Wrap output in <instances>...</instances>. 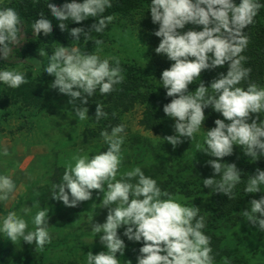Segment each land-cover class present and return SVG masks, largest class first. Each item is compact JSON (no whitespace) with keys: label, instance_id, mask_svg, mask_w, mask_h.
I'll return each mask as SVG.
<instances>
[{"label":"clouds","instance_id":"obj_1","mask_svg":"<svg viewBox=\"0 0 264 264\" xmlns=\"http://www.w3.org/2000/svg\"><path fill=\"white\" fill-rule=\"evenodd\" d=\"M47 6L52 16L60 21L56 25L62 31L68 29L64 21L80 24L90 17H99L94 19L91 29L103 33L114 19L102 15L112 7V0H71L61 6L47 0ZM261 7L264 4L260 0H239L238 4L235 0H150L149 3L152 23L159 26L154 32L160 38L155 51L173 62L162 72L160 81H155L171 98L170 103L163 106V112L175 121V135L156 138L173 147L180 144L182 138L192 141L206 120L205 109L211 107L220 114L223 119H216L215 127L203 131L205 139L197 148L215 158L207 161L213 169V178L204 179V187L228 198L242 182V173L236 164L222 163L223 158L231 156L234 147H240L252 162L264 157V121L258 115L253 117V114L264 112V87L255 83H249L246 88L238 86L251 73V69L244 66L247 58L242 55L248 45L245 29L254 23ZM187 25L194 27L185 31ZM21 26L22 18L14 8L0 7V61H6L14 47L20 44ZM200 26L202 30H195ZM32 29L36 37L41 33L48 36L53 31V23L41 13ZM82 34L85 40L90 36L80 27L70 31L75 41H79ZM95 44L91 53L59 44L50 56L45 48L39 49V56L48 58L43 72L54 77L50 87L70 97L74 118L81 121L89 120L88 108L77 107V99L81 105H86L87 98L94 94L107 98L125 79L120 57L102 58L99 51H102L103 41L95 40ZM226 64L227 73H219L209 86L200 80L203 71ZM197 80L196 90L189 91V85ZM27 82L25 71L0 68V84L19 88ZM106 106L102 101L97 102L94 117L97 122L108 117ZM100 136L107 150L95 153L77 150L65 165L61 182L52 186L51 199L66 207H77L80 202L90 200L92 190L103 193L101 203L108 209L106 220L95 225L93 217L90 221L92 232L99 235L105 250L98 254L89 251L87 264H121L118 254L123 257L126 248L118 233L122 227L123 236L129 241L142 242L137 264H215L211 237L203 231L206 222L205 216L199 214L200 207L193 203L189 206L187 198L178 193L162 190L157 180L145 175L140 166L116 179L123 158L125 125L118 124L110 132L102 130ZM0 155H8L7 149ZM261 186H264V170L257 169L254 175L248 176L244 192H264ZM15 187L11 176L0 173V201L8 200ZM249 206L242 214L264 232V196L253 199ZM35 207L37 210L30 221L16 211L0 215V236H6L13 244L17 240L29 245L34 243L43 250L51 243L50 209ZM223 264H231L230 259L224 257Z\"/></svg>","mask_w":264,"mask_h":264},{"label":"rangeland","instance_id":"obj_2","mask_svg":"<svg viewBox=\"0 0 264 264\" xmlns=\"http://www.w3.org/2000/svg\"><path fill=\"white\" fill-rule=\"evenodd\" d=\"M12 1L14 0H0V7ZM149 33L144 15L140 11L130 16H115L108 30L100 35L88 33L90 36L85 40L82 34L79 41H75L69 35L66 42L59 45L77 47L81 51L91 53L96 47L95 40H102L103 44L100 46L102 51H99L102 58L115 55L120 57L121 62L153 68L157 47L150 43ZM59 45L50 43L42 49L45 48L50 56L54 48ZM37 54L39 55V50ZM3 68L25 71L28 73V82L19 88H9L5 85L0 91V139L6 144L13 141V144L6 145V147L1 146V149L10 150V147L15 145L11 152L14 151L17 159L15 167L11 161L9 165L0 162V173L11 176L15 182L14 191L17 193L19 203L11 209L4 210L8 200L0 201V215L6 216L10 211L17 212L21 208L20 211L26 218L35 215L36 205L48 207L50 209L51 243L46 244L43 250L38 249L35 254L29 255L30 261H25V263L87 264L86 255L89 251L98 254L105 250L99 235L96 236L91 229L93 225L103 224L106 220L108 209L104 208L101 203L103 193L92 190L90 200L80 202L77 207L63 205L57 210V201L51 199L52 186L63 176L65 165L77 150L82 149L84 152L91 150L95 153L98 150L106 151L107 145L103 143L100 132L97 137L93 135V132L89 134V129L96 130L93 123L89 127L88 120L81 121L74 118L75 111L73 105L69 103L70 97L50 87L54 77L43 72L44 68L39 64L11 57L6 60ZM32 90L35 94L31 93ZM18 93H23V95ZM87 99L88 104L86 105H81L79 99L75 101V104L77 107L88 108L89 119L96 111L97 102L102 101L105 105L108 104L106 98L99 94H94ZM143 111L144 106L138 104L132 110L122 114L127 131L125 142L122 145L123 158L116 179H120L124 172L135 166H140L144 173L156 174L165 171L168 175L171 173L175 176L180 169L178 166L180 158L191 156V153L185 149L188 146L191 147L190 138H182V142L175 147L160 140L165 136L175 135L173 127L175 122H168L159 133L145 130L140 123ZM255 115L264 121V112L253 114V117ZM208 130L209 128L202 126L201 131L195 135L204 134L203 131ZM148 145L150 148L147 147ZM239 152L243 153L242 149L234 147L233 154L224 157L223 161L233 164ZM164 177L167 178V175ZM132 182L135 183V180ZM186 203L188 204L187 199ZM24 209L29 211L25 213ZM243 212H239L230 220L222 221L221 229L217 234L220 245L236 250L231 261L235 258L238 261L237 264L262 263L264 262V237L258 226H253L247 221L248 217L244 216ZM90 217H93V225H91ZM29 228H32L31 224ZM123 229V227L119 229L118 233ZM120 236L126 245V237ZM4 240L7 243L10 242L11 246L15 245L14 247L20 245L18 241L13 244L6 236H0V241L4 242ZM7 245L4 247L7 248ZM22 246L35 247L36 245L23 242L18 249ZM4 247L0 249V253ZM127 247L126 245L123 257L118 254V259L121 264L127 261L137 264L135 254ZM19 251L15 250L16 255ZM16 261L18 263L21 260ZM215 264H223V260Z\"/></svg>","mask_w":264,"mask_h":264},{"label":"trees","instance_id":"obj_3","mask_svg":"<svg viewBox=\"0 0 264 264\" xmlns=\"http://www.w3.org/2000/svg\"><path fill=\"white\" fill-rule=\"evenodd\" d=\"M50 2L57 6H61L66 2H71V0H50ZM77 2H82V0H77ZM235 2L238 4L239 0H235ZM260 2L264 4V0H260ZM149 3L150 0H112V7L107 8L102 15L113 17L130 16L141 11L145 18L146 28L150 32V43L158 47L160 38L156 37L154 32L158 30L159 26L152 23L151 14L148 12ZM1 7L14 8L23 21V26H21L19 30L21 36L19 43L21 42L23 44L21 45L20 43L14 47L9 58L15 57L21 60L32 61V63L39 64L42 68L47 66L48 58L39 56L37 51L50 43L62 44L66 42L72 28L80 27L84 29L85 33L102 34L96 33L91 29V25L95 23L94 19H99V17H90L89 20L81 22L80 24H75L71 20L64 21L63 23L68 29L62 31L58 25H56L60 23V21H57L56 18L52 16L50 9H48L47 0H14ZM41 13L52 21L53 31L48 36L41 33L39 37H36L32 29V24L40 18ZM109 25L110 23L104 32L108 30ZM192 27L194 26L187 25L185 31ZM195 30H202V26L197 27ZM245 32L248 36V45L242 55L247 58L244 62V66L250 68L251 73L249 78L242 81L238 86L246 88L249 83H255L260 87H264V7H261L258 15L255 17L254 23L249 25L248 28L245 29ZM5 62L6 61H0V68H3ZM171 63L173 62L167 60L165 56L158 54H156L155 67L153 68L121 62V67L124 70L122 74L125 79L123 83L116 86L115 90L106 98L108 104L104 110L108 113V117L106 119L102 118L97 122L94 119L95 111L88 120L89 127L92 126V123L96 126L95 131L89 129V134L91 135L93 132V135L97 137L102 130H108L110 132L112 127L118 124H124L122 114L132 110L138 104L144 106L143 117L140 123L145 130L159 133L168 122H175L173 119L166 117L163 112V106L170 103L171 98L166 96V90L157 83L159 82L158 80H160L162 72L168 69ZM227 70L228 67L226 64L215 70L203 71L200 80H202L207 87L219 73L226 74ZM198 83L199 81L197 80L189 85V91L194 92L198 87ZM4 86V84H0V91H2ZM31 93L35 94V91L32 90ZM18 94L23 95V93ZM27 102L29 103V101ZM205 116L206 120L203 122L202 126L209 128V130L215 127L214 121L216 119H223V117L214 112L211 107L205 109ZM125 131H127L126 127ZM204 139L205 134H197L195 138L189 142L191 147L188 146V148L185 149L187 152L191 153V156L188 158H180V163L177 161L180 169L175 173V176L171 173L168 175L165 171L162 173L157 172L156 174L145 173V175L156 179L162 190H166L173 194L178 193L186 197L189 206L193 203L194 206L200 207L199 214L205 216L206 222V227L203 231L206 235L211 237L210 246L213 249L212 255L215 257V262H219L223 260L224 257H228L231 264H237L238 261L235 258L231 261L236 250L224 246L221 247L219 242L220 239L217 234L221 229L222 221L232 219L239 214V212L245 211L253 199L259 200L261 196H264V192L247 194L244 192L248 176L254 175L257 169L264 170V157L258 161L252 162L250 157L245 156L243 153L240 154V152L237 153L234 164H236L237 168L242 173V182L236 186L231 197L228 198L222 193H213L211 188H205L202 183L204 179L213 178V169L207 165V161L215 159L207 156L202 151H197L199 150L197 144H203ZM148 143L151 146L150 142ZM149 145L147 146L148 148H150ZM221 162L227 163L223 160ZM164 164L166 166V163ZM147 168H149L148 165ZM164 175H167V178H165ZM217 179H219V177H217ZM61 180L62 177H60V180L55 181L54 184L60 183ZM261 191H264V186H261ZM57 203V210H59V208L63 206V203L58 201ZM20 210L21 208L17 210V213L23 215ZM31 218L32 216L26 217L29 221ZM123 231L124 229L120 231L119 234L123 235ZM261 234L264 237V232H261ZM17 241L19 242L18 244H20L18 247H14L15 245L11 246L10 242L7 243L5 240L4 242L0 241V249L9 244L7 248L4 247V250L1 251L2 255L0 253V264H26L25 261H30L29 255L35 254L39 249L36 246H22L21 249H18L23 241ZM125 241L128 246L127 249L134 253L135 258H137L140 254L139 249L142 247V242H132L127 238H125ZM15 250H20L17 255ZM18 259L21 261L17 263L16 260ZM257 264H264V262Z\"/></svg>","mask_w":264,"mask_h":264},{"label":"crops","instance_id":"obj_4","mask_svg":"<svg viewBox=\"0 0 264 264\" xmlns=\"http://www.w3.org/2000/svg\"><path fill=\"white\" fill-rule=\"evenodd\" d=\"M0 142H1V139H0ZM9 144H13V141L12 142L10 141V143H7V144L4 143V142H1L0 143V152H2L4 150V149H1V146H5L6 147V145H9ZM14 147H15V145H13V147H10V150L7 149L8 155H0V162L4 163L6 165H9V161H11L12 164L14 165V167L17 165V159H16V156H15V153H14V151L11 152V149L13 150ZM14 180H15V177H14ZM11 197H14V198L11 199ZM17 199H18L17 198V193L14 191L13 193L10 194L8 202L6 204V208H4V210H8V209H11L12 207L17 206L19 204L17 202Z\"/></svg>","mask_w":264,"mask_h":264}]
</instances>
